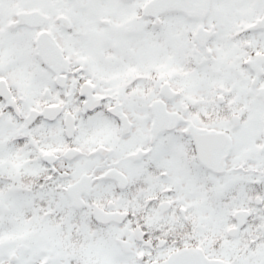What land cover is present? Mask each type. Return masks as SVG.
Segmentation results:
<instances>
[{"label": "snow or ice", "instance_id": "snow-or-ice-1", "mask_svg": "<svg viewBox=\"0 0 264 264\" xmlns=\"http://www.w3.org/2000/svg\"><path fill=\"white\" fill-rule=\"evenodd\" d=\"M0 264H264V0H0Z\"/></svg>", "mask_w": 264, "mask_h": 264}]
</instances>
